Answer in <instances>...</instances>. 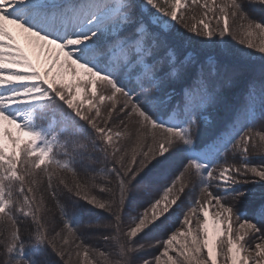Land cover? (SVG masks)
Masks as SVG:
<instances>
[{"label": "snow or ice", "instance_id": "6c2138e0", "mask_svg": "<svg viewBox=\"0 0 264 264\" xmlns=\"http://www.w3.org/2000/svg\"><path fill=\"white\" fill-rule=\"evenodd\" d=\"M258 120L264 0H0V264H264Z\"/></svg>", "mask_w": 264, "mask_h": 264}, {"label": "trees", "instance_id": "16d2710c", "mask_svg": "<svg viewBox=\"0 0 264 264\" xmlns=\"http://www.w3.org/2000/svg\"><path fill=\"white\" fill-rule=\"evenodd\" d=\"M258 129L261 128L262 126H264V121H257L256 125H255Z\"/></svg>", "mask_w": 264, "mask_h": 264}, {"label": "rangeland", "instance_id": "374dc122", "mask_svg": "<svg viewBox=\"0 0 264 264\" xmlns=\"http://www.w3.org/2000/svg\"><path fill=\"white\" fill-rule=\"evenodd\" d=\"M13 31H14V34H16V30H15V29H13ZM18 39H19V41L21 42V44H22V45H24V44H25V41H24V39H23V37H22V36H18Z\"/></svg>", "mask_w": 264, "mask_h": 264}]
</instances>
